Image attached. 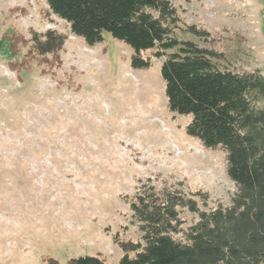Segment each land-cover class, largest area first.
<instances>
[{"label":"rangeland","instance_id":"1","mask_svg":"<svg viewBox=\"0 0 264 264\" xmlns=\"http://www.w3.org/2000/svg\"><path fill=\"white\" fill-rule=\"evenodd\" d=\"M171 1L184 19L181 39L223 53L221 67L264 74V0ZM189 25L207 30L212 44L184 32ZM30 29L68 36L55 76L7 69L4 35ZM132 54L108 33L86 45L48 13L47 0H0V264L96 255L117 264L123 252L114 236L141 240L121 200L141 181L208 191L204 210L231 203L237 187L225 153L186 133L190 116L168 110L163 59L136 70ZM181 219L187 228L198 215L183 210Z\"/></svg>","mask_w":264,"mask_h":264},{"label":"trees","instance_id":"2","mask_svg":"<svg viewBox=\"0 0 264 264\" xmlns=\"http://www.w3.org/2000/svg\"><path fill=\"white\" fill-rule=\"evenodd\" d=\"M47 6L90 47L102 43L104 33L125 43L133 50V69H148L153 59H163L168 110L190 116L186 133L205 148L225 153L227 175L237 187L228 206L204 210L208 191L187 190L179 182L165 181L159 188L141 181L133 194L121 197L141 240L115 235L123 252L117 264H264V74L221 67L223 53L181 39L177 31L184 19L171 0H47ZM183 30L212 44L204 28ZM67 38L54 29H30L29 36L14 30L4 35L11 58L6 67L17 76H55ZM68 83L74 84L70 76ZM183 210L198 215L187 228ZM45 260L59 264L52 257ZM67 264L110 263L96 255L70 258Z\"/></svg>","mask_w":264,"mask_h":264}]
</instances>
